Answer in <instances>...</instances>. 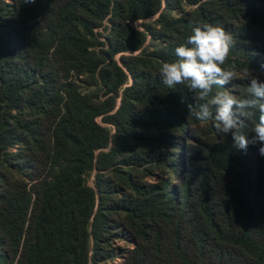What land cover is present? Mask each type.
<instances>
[{"label":"trees","instance_id":"obj_1","mask_svg":"<svg viewBox=\"0 0 264 264\" xmlns=\"http://www.w3.org/2000/svg\"><path fill=\"white\" fill-rule=\"evenodd\" d=\"M195 22L264 81V0H0V264H264L259 146L159 75Z\"/></svg>","mask_w":264,"mask_h":264},{"label":"clouds","instance_id":"obj_2","mask_svg":"<svg viewBox=\"0 0 264 264\" xmlns=\"http://www.w3.org/2000/svg\"><path fill=\"white\" fill-rule=\"evenodd\" d=\"M25 3H35V0H25ZM236 43V37L221 26L207 22L190 23L186 43L175 48L174 61L162 62L159 75L169 88L182 85L195 94V100L205 101L195 111L192 104L187 105L188 112L198 121H211L221 136L230 134L232 146L237 150L246 151L250 144L258 145V154L264 157V81L248 70L246 97H239L226 89V85L236 78L234 66L224 67ZM216 87L225 90L214 92ZM257 113L258 119L252 123L249 138L243 130L249 127V121H253Z\"/></svg>","mask_w":264,"mask_h":264}]
</instances>
